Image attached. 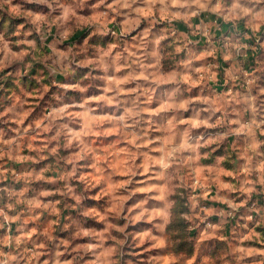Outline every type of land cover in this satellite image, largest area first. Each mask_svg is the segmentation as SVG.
I'll use <instances>...</instances> for the list:
<instances>
[{
  "label": "clouds",
  "instance_id": "1",
  "mask_svg": "<svg viewBox=\"0 0 264 264\" xmlns=\"http://www.w3.org/2000/svg\"><path fill=\"white\" fill-rule=\"evenodd\" d=\"M0 264H264V0H0Z\"/></svg>",
  "mask_w": 264,
  "mask_h": 264
}]
</instances>
